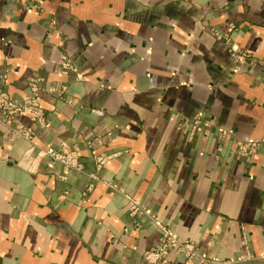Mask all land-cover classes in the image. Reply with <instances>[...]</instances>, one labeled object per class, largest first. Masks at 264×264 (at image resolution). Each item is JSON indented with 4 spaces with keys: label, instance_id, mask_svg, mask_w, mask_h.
<instances>
[{
    "label": "crops",
    "instance_id": "1",
    "mask_svg": "<svg viewBox=\"0 0 264 264\" xmlns=\"http://www.w3.org/2000/svg\"><path fill=\"white\" fill-rule=\"evenodd\" d=\"M39 2L0 0V87L23 97L42 78L50 123L33 141L78 146L85 172L24 170L29 143L0 123V264H150L153 219L210 259L187 264H264V146L233 151L264 138V0ZM231 24L258 60L237 72L211 32ZM61 53L77 73L56 71ZM198 114L208 124L192 133ZM127 195L150 214L132 215ZM159 264L186 263L171 251Z\"/></svg>",
    "mask_w": 264,
    "mask_h": 264
},
{
    "label": "built area",
    "instance_id": "2",
    "mask_svg": "<svg viewBox=\"0 0 264 264\" xmlns=\"http://www.w3.org/2000/svg\"><path fill=\"white\" fill-rule=\"evenodd\" d=\"M30 4L40 8V2L38 0H27ZM41 9V8H40ZM42 10V9H41ZM234 27H231L233 30ZM216 36H220L219 32H215ZM223 36L229 41L230 36L226 33ZM230 54L236 61V70H240L244 65H254L258 63V60L249 54L247 51L240 49L239 47L230 46ZM264 67V60L261 62ZM57 71L62 74H69L71 71H75L74 64L71 59L65 54L61 53L57 60ZM2 81L6 82L7 75L3 74ZM42 78L34 77L31 80L29 93L22 97H11L9 93L0 88V122L7 126L12 132L28 141L31 144L28 154L25 156L22 166L24 169L35 172L41 166L42 162L46 163L47 168H52L54 164L60 163L67 169H73L76 171H83L84 164L79 155L78 147H70L69 145L62 143L59 146L47 145L42 147L33 143L34 132L23 123L22 118L24 116L29 117L34 123L44 127L49 124V120L46 116V111L42 108L40 101L37 97V93L42 89ZM57 87H52L51 91H58ZM64 85L60 91H65ZM264 146V138L261 140H246L238 141V147L244 149L246 152H250L249 149L256 150ZM106 157L101 156L96 159L97 166L100 167ZM93 181L98 180L96 174L89 175ZM131 212L134 215H149L150 212L139 202L129 199ZM155 225L160 231L159 245L151 250H147L143 253V258L151 263H157L161 260L169 251L176 250L181 252L188 258L198 257L200 259H206V252L200 251L198 245L195 243L182 241L176 233L171 231L164 223L153 219ZM136 225H138L136 223Z\"/></svg>",
    "mask_w": 264,
    "mask_h": 264
},
{
    "label": "rangeland",
    "instance_id": "3",
    "mask_svg": "<svg viewBox=\"0 0 264 264\" xmlns=\"http://www.w3.org/2000/svg\"><path fill=\"white\" fill-rule=\"evenodd\" d=\"M28 4H30V2L29 1H27V0H25ZM39 1V0H38ZM30 5H32V6H34L33 4H30ZM40 8L41 9H43V5H42V3L40 2ZM39 8V9H40ZM231 27H234V29L233 30H231ZM237 29V26L236 25H233V24H231L230 25V27L227 29V30H225V31H220V30H217V29H212L211 30V32H212V34H213V36L215 37V38H217V39H222V40H224L225 41V43L228 45V52H229V48H230V46H235V47H239L240 49H242V50H245V49H243V48H241L240 46H238L237 44H234L233 43V39H232V34H233V32L235 31ZM215 32H219V34H220V36H216V34H215ZM227 34V35H229L230 36V40L228 41L224 36H223V34ZM245 51H247V50H245ZM249 54H251L252 56H253V54L252 53H250L249 51H247ZM229 54H230V52H229ZM61 55V54H60ZM59 55V56H60ZM67 55V54H66ZM231 55V54H230ZM68 56V55H67ZM232 56V55H231ZM69 57V56H68ZM233 57V56H232ZM254 57V56H253ZM59 58V57H58ZM70 59H71V57H69ZM234 59V58H233ZM58 60V59H57ZM57 60L55 61V64H56V69H57ZM71 61H72V63L74 64V62H73V60L71 59ZM234 61H235V59H234ZM247 66H251V65H247ZM74 67H75V65H74ZM237 69V67H236V61H235V67H234V71H239V70H236ZM77 69H76V67H75V71H71L70 73H72V72H76L77 73V71H76ZM57 71V70H56ZM58 72V71H57ZM60 73V72H59ZM69 73V74H70ZM4 74H6V73H4ZM62 74V73H61ZM69 74H63V75H69ZM7 75V74H6ZM4 76H2L1 78H3ZM34 77H31V79L29 80V89H28V92L26 93V95L29 93V90H30V85H31V80L33 79ZM43 81V80H42ZM41 85H42V82H41ZM55 87H58V89L59 90H61L62 89V87L64 86V84L63 85H54ZM66 86V85H65ZM0 88H2V87H0ZM4 89V88H3ZM50 90V89H49ZM66 91V90H65ZM65 91H61V92H65ZM10 95V94H9ZM26 95H24V96H26ZM11 97H16V96H12V95H10ZM23 96V97H24ZM17 98H22V97H17ZM46 113V112H45ZM46 116H47V118H48V120H49V116L47 115V113H46ZM29 118V117H28ZM29 120L31 121V124H32V126H28L33 132H34V134H35V128H34V126H38V127H42V126H40L39 124H37V123H34L30 118H29ZM1 123V122H0ZM24 123V122H23ZM49 123H50V121H49ZM25 124V123H24ZM208 124V121L207 120H205L204 119V116H202V115H200V114H198L196 117H194V119L192 120V130H191V132L193 133V132H195L196 130H198L200 127H202V126H204V125H207ZM4 125V124H3ZM26 125V124H25ZM49 125V124H48ZM7 127V126H6ZM45 127V126H44ZM8 128V127H7ZM221 130V131H220ZM12 131V130H11ZM219 131L222 133V135H224V136H231L232 134H233V131L232 130H226V129H219ZM14 134V133H13ZM15 135V134H14ZM16 136V135H15ZM16 137H18V136H16ZM34 137V136H33ZM18 138H20V137H18ZM20 139H22V138H20ZM22 140H24V139H22ZM246 140H249V139H246ZM246 140H235V146H234V153L236 154V155H238V156H241V157H247V156H251V155H254V154H256V152L261 148H258L257 150H256V148L255 149H249L250 150V152H246V153H243L245 150L244 149H241L240 147H238V141H246ZM253 140V139H252ZM24 141H26V140H24ZM26 142H28V141H26ZM29 143V142H28ZM33 143L34 144H37V143H35L34 141H33ZM62 143H60V144H53V143H49L48 145H52V146H59V145H61ZM65 144H67V145H69L70 147H73V148H75V147H78V146H76V145H70V144H68V143H65ZM39 145V144H38ZM29 147H31V144L29 143V145H28V148L22 153V155H21V157L18 159V161H17V165L19 166V167H21V168H23L24 169V167L21 165L22 164V162H23V160H24V158H25V156L28 154V150L30 149ZM42 147H45V146H42ZM78 150H79V148H78ZM221 152H222V146H218L217 148H216V156H218V155H220L221 154ZM79 155H80V152H79ZM80 157H81V155H80ZM82 159V158H81ZM82 161H83V159H82ZM57 164H59V165H61L65 170H73V169H67V168H65L62 164H60V163H56V164H54V166L52 167V168H47V166H46V163L45 162H42L41 163V167L44 165L47 169H53L54 167H55V165H57ZM83 164H84V161H83ZM96 165H97V163H96ZM102 166V165H101ZM100 166V167H101ZM40 167V168H41ZM98 167V166H97ZM39 168V169H40ZM99 168V167H98ZM38 169V170H39ZM24 170H26V169H24ZM38 170H36V171H38ZM26 171H28V170H26ZM35 171V172H36ZM74 171H76V170H74ZM28 172H30V171H28ZM35 172H30V173H35ZM77 172H79V171H77ZM85 172V164H84V168H83V171H81V172H79V173H84ZM90 174H96V173H88V176L90 175ZM97 175V174H96ZM98 176V175H97ZM90 177V176H89ZM91 178V177H90ZM92 179V178H91ZM94 185V182H91L90 184H89V186L90 187H92ZM129 199H132V200H135L132 196H129V195H127V203H128V207H129V210H130V212H131V207H130V201H129ZM135 201H137V200H135ZM137 202H139V201H137ZM140 203V202H139ZM141 204V203H140ZM131 214H132V212H131ZM132 215H134V214H132ZM136 216V215H135ZM138 224V223H137ZM136 225V224H135ZM168 227V226H167ZM169 228V227H168ZM171 230V229H170ZM172 231V230H171ZM160 232V231H159ZM159 239H160V235H159ZM185 242H190V243H195L196 245H198L196 242H194V241H185ZM159 245V242H158V244L156 245V246H154V247H152V248H150V249H147V250H151V249H153V248H155V247H157ZM198 249L200 250V251H203L204 252V250L198 245ZM147 250H145V251H147ZM145 251H143L142 252V258H143V253L145 252ZM172 251H175L178 255H180V256H182V258H183V260H184V262L187 264V263H190V261H192V260H198V261H202V262H210V259H209V257L207 256V254H206V259L205 260H203V259H200V258H198V257H192V258H188V257H186L184 254H182L181 252L179 253L178 251H176V250H172ZM169 252H171V251H169ZM168 252V253H169ZM167 253V254H168ZM166 254V255H167ZM165 255V256H166ZM164 256V257H165ZM163 257V258H164ZM162 258V259H163ZM144 259V258H143ZM161 259V260H162ZM145 260V259H144ZM161 260H159L157 263H151V262H148V261H146V262H148V263H150V264H159L160 262H161ZM246 260V257H245V255H240L239 257H236V258H233V259H229V260H227V261H224L223 262V264H238V263H240V262H242V261H245Z\"/></svg>",
    "mask_w": 264,
    "mask_h": 264
}]
</instances>
